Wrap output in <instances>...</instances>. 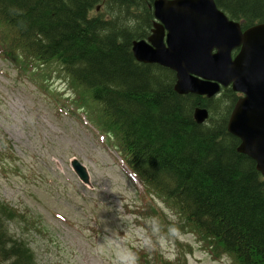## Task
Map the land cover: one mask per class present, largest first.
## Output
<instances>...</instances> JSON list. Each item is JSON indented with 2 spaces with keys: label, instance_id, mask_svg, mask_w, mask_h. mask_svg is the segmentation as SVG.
<instances>
[{
  "label": "trees",
  "instance_id": "trees-1",
  "mask_svg": "<svg viewBox=\"0 0 264 264\" xmlns=\"http://www.w3.org/2000/svg\"><path fill=\"white\" fill-rule=\"evenodd\" d=\"M215 2L243 30L264 24V0ZM151 3L0 0L6 30L0 43L6 60L22 69L58 68L75 95L71 105L113 142L144 190L173 212L179 232L194 235L215 259L264 264V178L226 129L238 96L230 88L211 99L178 95L173 72L134 59L132 42L150 33ZM195 108L208 111L204 123L194 121ZM23 221L0 202V264H38L26 242L9 232Z\"/></svg>",
  "mask_w": 264,
  "mask_h": 264
},
{
  "label": "rangeland",
  "instance_id": "rangeland-1",
  "mask_svg": "<svg viewBox=\"0 0 264 264\" xmlns=\"http://www.w3.org/2000/svg\"><path fill=\"white\" fill-rule=\"evenodd\" d=\"M4 53L0 43V202L24 218L9 232L38 264H233L175 228L173 212L71 105L55 65L22 69Z\"/></svg>",
  "mask_w": 264,
  "mask_h": 264
},
{
  "label": "water",
  "instance_id": "water-1",
  "mask_svg": "<svg viewBox=\"0 0 264 264\" xmlns=\"http://www.w3.org/2000/svg\"><path fill=\"white\" fill-rule=\"evenodd\" d=\"M153 17L151 35L132 42L134 59L172 71L178 95L210 99L228 86L242 94L226 129L239 140L236 151L250 158L264 177V24L242 32L213 0H154ZM236 49L240 51L232 58ZM208 116L203 108L193 112L197 124ZM72 169L86 181L78 162H72Z\"/></svg>",
  "mask_w": 264,
  "mask_h": 264
},
{
  "label": "flooded vegetation",
  "instance_id": "flooded-vegetation-1",
  "mask_svg": "<svg viewBox=\"0 0 264 264\" xmlns=\"http://www.w3.org/2000/svg\"><path fill=\"white\" fill-rule=\"evenodd\" d=\"M213 2H214V4L217 6L215 0H213ZM152 5H153V2L151 3V8H152ZM217 7H218V6H217ZM218 9H219V8H218ZM221 11H222V10H221ZM228 18H229V17H228ZM151 23H153V20H152ZM238 23L240 24L241 31H244L243 28H242V23H243V22H238ZM145 39H147V37H146ZM174 76H175V74H174ZM237 96H238V99L241 98L240 95H237ZM238 99H237V101H238ZM235 103H236V102H235Z\"/></svg>",
  "mask_w": 264,
  "mask_h": 264
},
{
  "label": "bare ground",
  "instance_id": "bare-ground-1",
  "mask_svg": "<svg viewBox=\"0 0 264 264\" xmlns=\"http://www.w3.org/2000/svg\"><path fill=\"white\" fill-rule=\"evenodd\" d=\"M100 7L97 8V11L99 10ZM140 41V40H139Z\"/></svg>",
  "mask_w": 264,
  "mask_h": 264
}]
</instances>
